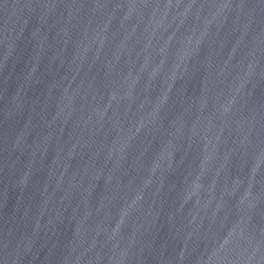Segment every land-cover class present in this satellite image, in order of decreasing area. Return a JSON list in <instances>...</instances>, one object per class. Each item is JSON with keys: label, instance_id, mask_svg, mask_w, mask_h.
<instances>
[{"label": "water", "instance_id": "1", "mask_svg": "<svg viewBox=\"0 0 264 264\" xmlns=\"http://www.w3.org/2000/svg\"><path fill=\"white\" fill-rule=\"evenodd\" d=\"M0 264H264V0H0Z\"/></svg>", "mask_w": 264, "mask_h": 264}]
</instances>
